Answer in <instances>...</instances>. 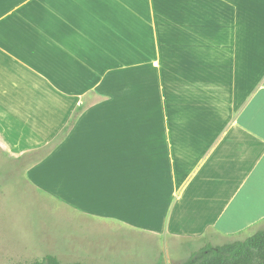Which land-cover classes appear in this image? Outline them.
<instances>
[{"label":"crops","instance_id":"crops-1","mask_svg":"<svg viewBox=\"0 0 264 264\" xmlns=\"http://www.w3.org/2000/svg\"><path fill=\"white\" fill-rule=\"evenodd\" d=\"M0 155L82 226L248 238L264 222V0H0ZM120 247L102 259L129 263Z\"/></svg>","mask_w":264,"mask_h":264},{"label":"rangeland","instance_id":"rangeland-1","mask_svg":"<svg viewBox=\"0 0 264 264\" xmlns=\"http://www.w3.org/2000/svg\"><path fill=\"white\" fill-rule=\"evenodd\" d=\"M26 176L27 170L21 164L13 165L0 155V264H28L47 254H57L62 261L84 258L94 264H111L101 254L122 251L120 246L138 255L125 264H150L144 257L152 246L163 249L162 252L156 248L154 254L160 255L165 264H179L205 246L203 241L179 245L165 237L147 238L138 233L116 231L111 225L100 226L97 222L82 226L78 224L81 221L78 215L70 214L66 206L49 199ZM262 228L264 222L246 237ZM88 252L102 260L91 258ZM85 253H88L86 257Z\"/></svg>","mask_w":264,"mask_h":264},{"label":"trees","instance_id":"trees-1","mask_svg":"<svg viewBox=\"0 0 264 264\" xmlns=\"http://www.w3.org/2000/svg\"><path fill=\"white\" fill-rule=\"evenodd\" d=\"M28 264H85L62 263L53 255H46L40 260ZM155 264H165L157 261ZM179 264H264V229L243 240H233L222 245L205 244L198 252Z\"/></svg>","mask_w":264,"mask_h":264}]
</instances>
